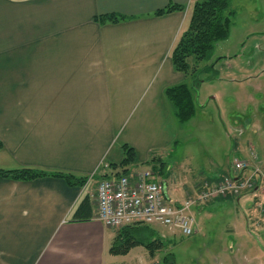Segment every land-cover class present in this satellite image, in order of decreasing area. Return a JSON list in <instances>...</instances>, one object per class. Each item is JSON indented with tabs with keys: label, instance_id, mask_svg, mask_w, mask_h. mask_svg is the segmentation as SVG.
<instances>
[{
	"label": "crops",
	"instance_id": "1",
	"mask_svg": "<svg viewBox=\"0 0 264 264\" xmlns=\"http://www.w3.org/2000/svg\"><path fill=\"white\" fill-rule=\"evenodd\" d=\"M200 1L0 0V170L86 180L70 185L53 176L0 177V264H117L110 249L119 230L97 220V186L114 174L111 165L123 161L125 146L137 154L132 174L146 171L158 162L159 151L177 142L175 108L165 90L187 80L174 70L171 55ZM170 5L185 10L154 16ZM105 15L127 20L95 22ZM257 161L252 167L260 170ZM211 170L186 187L188 196L218 183L230 166ZM86 199L91 216L76 218ZM233 199L195 208L202 216L215 202ZM245 217L248 233L264 236V211L253 208ZM232 220L238 238L226 244L215 238L221 250L211 259L264 264V244L244 237L238 215ZM195 227L198 235L205 230L196 222ZM150 228L158 235L151 240L163 241ZM139 248L149 255H135L132 264L161 263L160 248L151 254L137 246L123 257Z\"/></svg>",
	"mask_w": 264,
	"mask_h": 264
},
{
	"label": "rangeland",
	"instance_id": "2",
	"mask_svg": "<svg viewBox=\"0 0 264 264\" xmlns=\"http://www.w3.org/2000/svg\"><path fill=\"white\" fill-rule=\"evenodd\" d=\"M231 11L228 38L217 42L211 59L200 63L194 75L186 80L195 94V118L183 124L175 114L177 142L159 151L157 159L161 162L152 165L151 161L146 167L154 171L164 166L165 175L155 173L166 180L168 195L176 202L194 199L195 194L188 196L186 187L190 189L194 182L212 174L213 167L217 172L226 170L232 159L251 166L252 152L262 177L260 181L257 175L255 180L264 189V0H233ZM255 170L254 167L245 170L243 179L253 178L251 173ZM249 192L244 190L240 198L215 202L213 210L208 207L202 216L196 208L192 209L195 222L205 228L200 235L196 227L190 237L155 227L164 241L157 252L162 258L160 264H224L211 259V254H219L221 250L215 238L224 244L227 239L238 238L230 226L237 215L245 224L244 237H258L264 244L263 235L248 233L249 218L245 217L253 208L264 211V194ZM140 253L146 256L148 251L139 248L130 257L117 256V264H132ZM201 255L207 261L199 263Z\"/></svg>",
	"mask_w": 264,
	"mask_h": 264
},
{
	"label": "trees",
	"instance_id": "3",
	"mask_svg": "<svg viewBox=\"0 0 264 264\" xmlns=\"http://www.w3.org/2000/svg\"><path fill=\"white\" fill-rule=\"evenodd\" d=\"M233 0H202L198 2L192 12V17L186 31L180 36L171 59L174 70L183 74L187 80L195 73L196 67L211 59L217 42L224 41L229 36L231 26V3ZM185 10L183 6L170 5L163 10L156 11L154 16L160 17L174 12ZM127 18L118 15H105L95 18V22L102 25L107 23L118 24ZM195 77V76H194ZM165 95L175 108L177 119L181 123H188L196 116L195 94L188 83H182L168 87ZM125 157L119 165H111L116 176H128L129 168L137 164V154L131 147L125 146ZM121 170V172H118ZM165 175L164 166L160 170ZM53 176L63 178L70 185H84L85 179H76L69 175L48 174L44 172L24 169L18 171H2L0 177L15 181H30L36 178ZM87 199L84 200L75 211V217L91 216ZM89 218V217H88ZM158 237L150 226H131L122 228L111 246L110 253L114 256H126L137 246H145L154 254L163 245V241H152Z\"/></svg>",
	"mask_w": 264,
	"mask_h": 264
},
{
	"label": "built area",
	"instance_id": "4",
	"mask_svg": "<svg viewBox=\"0 0 264 264\" xmlns=\"http://www.w3.org/2000/svg\"><path fill=\"white\" fill-rule=\"evenodd\" d=\"M251 158L257 160L253 152ZM250 168L246 161L232 160L229 173L218 183L206 184L198 196L184 202L170 199L166 181L152 170L119 177L111 174L97 186V220L116 230L131 226L162 227L190 237L195 228L192 209L216 198H238L242 191L252 190L258 184L255 176L259 170L246 181L243 173ZM261 191L264 194V189Z\"/></svg>",
	"mask_w": 264,
	"mask_h": 264
},
{
	"label": "flooded vegetation",
	"instance_id": "5",
	"mask_svg": "<svg viewBox=\"0 0 264 264\" xmlns=\"http://www.w3.org/2000/svg\"><path fill=\"white\" fill-rule=\"evenodd\" d=\"M255 161H257V160H255ZM251 167H252V165H251ZM252 169H253V167H252ZM243 175H244V173H243ZM259 180L260 181L262 180L261 175H259ZM260 187H261V185L260 184H257L252 190H249L250 191L249 193H252L253 194V193L259 192ZM260 191H261V189H260ZM240 197H238V198H240Z\"/></svg>",
	"mask_w": 264,
	"mask_h": 264
}]
</instances>
